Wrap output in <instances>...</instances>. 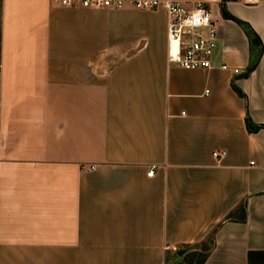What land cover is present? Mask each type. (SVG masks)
Returning <instances> with one entry per match:
<instances>
[{"label": "crops", "instance_id": "1", "mask_svg": "<svg viewBox=\"0 0 264 264\" xmlns=\"http://www.w3.org/2000/svg\"><path fill=\"white\" fill-rule=\"evenodd\" d=\"M124 1L0 0V264H264V0H171L217 27L195 71Z\"/></svg>", "mask_w": 264, "mask_h": 264}, {"label": "built area", "instance_id": "2", "mask_svg": "<svg viewBox=\"0 0 264 264\" xmlns=\"http://www.w3.org/2000/svg\"><path fill=\"white\" fill-rule=\"evenodd\" d=\"M62 7L119 10L125 6L124 0H58ZM250 4L251 0H245ZM134 9L153 11L162 9L166 18V61L186 71L211 70L212 57L217 49L218 31L212 18L211 10L202 3L185 5L177 1L136 0L128 1ZM223 71H229L222 66ZM239 74L238 70H232ZM207 93V92H206ZM218 162L226 157V152H213ZM93 170V168H90ZM153 176V169L147 174Z\"/></svg>", "mask_w": 264, "mask_h": 264}, {"label": "trees", "instance_id": "3", "mask_svg": "<svg viewBox=\"0 0 264 264\" xmlns=\"http://www.w3.org/2000/svg\"><path fill=\"white\" fill-rule=\"evenodd\" d=\"M222 15H223V18L224 19L231 20V21L235 22L236 24H238L239 26H243L242 22H240L239 20H237L236 18H234V17H232L231 15L228 14V12L225 10V7L224 6L222 8ZM246 31H247V34H249V36L253 37L256 41H258V43H260L259 40H258V38L254 35V33L251 32V30L246 29ZM238 94L241 95L240 93H238ZM246 125H247V128H248L249 132H256V131H258L260 129H264V126H254L252 124V122L249 120L248 116L246 118ZM184 252L181 251L180 252V255H182ZM255 254H257V253H255ZM255 254L254 253H249L248 254V262H249V260L251 261L252 256L255 255ZM205 258H206V255L205 254L204 255L199 254L197 256V259L195 261V264H203L204 261H205Z\"/></svg>", "mask_w": 264, "mask_h": 264}, {"label": "rangeland", "instance_id": "4", "mask_svg": "<svg viewBox=\"0 0 264 264\" xmlns=\"http://www.w3.org/2000/svg\"><path fill=\"white\" fill-rule=\"evenodd\" d=\"M193 260H194V262L196 261V259H195V258H194ZM193 260H192V261H193ZM194 262H192V263H194Z\"/></svg>", "mask_w": 264, "mask_h": 264}]
</instances>
